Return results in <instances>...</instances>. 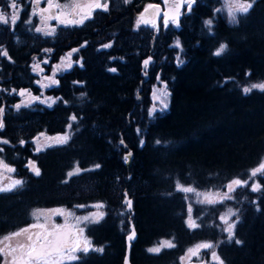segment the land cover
I'll return each mask as SVG.
<instances>
[{"label":"trees","instance_id":"1","mask_svg":"<svg viewBox=\"0 0 264 264\" xmlns=\"http://www.w3.org/2000/svg\"><path fill=\"white\" fill-rule=\"evenodd\" d=\"M220 2L197 0L191 13H183L179 28L162 27L155 35L146 26L134 29L143 0H130L127 5L120 0V6L111 5L108 13L97 11L86 27L59 32L54 41L60 50L89 42L73 56L75 60L83 58V67L74 64L71 70L59 73L58 87L44 90L46 95L63 98L51 108L36 102L17 112L11 108L14 100L6 102L11 105L7 106L6 127L0 137L11 143L0 145L5 149L2 155L17 169L14 175L26 183L21 190L0 194V238L32 223L35 209L103 202L110 214L87 232L96 246H104L103 254L84 257L78 253L81 260L63 264H122L130 212L123 218L118 212L127 189L133 199L131 218L137 233L131 247L132 264H178L186 248L201 240H223L216 250L225 264H264V191L251 193L241 188L233 193L234 200L223 205L197 206L207 211L204 227L193 231L184 224V194L167 196L177 180L196 189L222 190L232 178L246 179L248 171L264 157V92L242 93L250 82L264 79V0H256L238 25L216 13ZM7 4V0H0L3 11ZM19 16L14 32L11 23L0 25V44L12 57L11 61L0 57L6 90L30 84L25 75L28 70L21 63L46 42L25 23L24 10ZM213 17L209 33L203 21ZM14 33L20 42L15 41ZM174 36L184 49L180 66L177 48L170 47ZM109 41L111 48L97 51ZM219 43H226L228 50L215 57L212 53ZM148 54L154 61L145 76L142 60ZM112 67L117 72L108 71ZM245 73H250V78ZM157 74L167 84L169 107L149 116V93ZM73 81L83 84L74 85ZM30 88L39 94L40 88ZM72 114L78 120L69 143L34 154L33 137L41 132L63 133ZM21 138L27 141L23 147L19 145ZM120 138L127 149L120 145ZM141 140L145 141L142 147ZM128 150L133 153L129 166L123 162ZM28 158L36 160L41 176L25 169ZM77 162L81 169L96 163L102 167L69 179L66 174ZM66 179L69 182L62 183ZM256 179L264 185V176ZM251 200H257L260 211ZM227 205L240 209L235 230L240 245L229 243L225 233L209 226L219 223L218 215ZM162 238L177 246L159 254L146 251ZM203 254L208 260L209 253Z\"/></svg>","mask_w":264,"mask_h":264},{"label":"snow or ice","instance_id":"2","mask_svg":"<svg viewBox=\"0 0 264 264\" xmlns=\"http://www.w3.org/2000/svg\"><path fill=\"white\" fill-rule=\"evenodd\" d=\"M29 3L35 5L30 18L25 23L27 25H32V17L39 16L41 25L35 26L34 31L40 34L42 37H54L59 26L68 27H78L93 19L94 14L97 11L108 13L110 10V0H70L69 3L61 4L59 0H47L46 7H40L41 0H29ZM130 0H123V4L127 5ZM165 5H168L169 0H164ZM256 0H224L225 7L227 9L228 22L232 25H238L240 19H245L250 13L251 9L254 7ZM197 4V0H171V8L163 12V27L167 29L170 25L179 27L181 22V8L186 6L187 12L191 13L193 11L194 5ZM7 7L11 10L9 15L3 10H0V25L7 26L9 23L12 25L11 31H15V25L20 19L19 13L24 9L18 4L17 0H8ZM152 14L149 15V11ZM216 13H220L223 9H216ZM161 12L160 4H147L143 11H140L135 19L134 29L139 30L140 27L148 26L151 29H156L159 31V25L157 24V19ZM239 14V15H238ZM214 18L207 19L203 21V24L207 26V31L211 33ZM55 21V24H49V21ZM88 41H84L78 48H72L65 56L60 57V63L52 65L51 75H42L44 73V68L41 67L42 64L47 65L49 63V58L46 57L42 61H37L32 64V72L40 79H37L35 83L40 86V94H33L30 88L21 87L18 90L12 88L7 92L9 96L15 94L20 97L17 103L11 106L19 112L21 109H29L34 103L45 105L51 108L58 101L62 100V97L46 96L44 90L51 88L53 86H59L60 81L56 78L57 74L64 70H71L73 65H79L83 67V58L73 61L72 56L74 53H78L82 48L86 47ZM181 48V41L177 39L174 45L170 47ZM112 47V41L103 43L100 45L101 49H109ZM228 50V45L226 43H219L215 51L212 53L215 57H221ZM43 53L51 54L53 53L52 48H44L41 50ZM0 57H5L9 61L12 57L9 55L7 48L0 44ZM115 59V58H112ZM122 59V58H121ZM177 66L184 63L181 59L180 53L177 54ZM36 61V57H33ZM153 57L148 56L142 61L144 75H147V70L149 65L152 63ZM110 72H117L115 67L109 68ZM246 76L250 78V73H245ZM156 79L158 82L163 84L162 88H159L156 93H154L153 100L158 102L159 107H156L154 103L153 108L149 110V116L153 115L154 112H162L169 107V97L170 93L166 90V82L161 80L160 74H157ZM74 85H82V81H73ZM155 87V86H154ZM254 90H259L264 92V79L258 82H250L248 86L242 88V93L248 95ZM5 91V90H0ZM83 95V94H82ZM67 103V101H65ZM8 109L3 103H0V132H2L5 127V114ZM82 119V117H80ZM78 120L76 114H72L68 117L69 123L66 126V130L63 133H58L55 135H46L44 132L38 134V136L33 137L32 142L36 145L34 148V154L43 152L47 149L65 146L72 139V129L74 122ZM79 131V129H76ZM139 132V130H137ZM42 138V141H41ZM10 140L4 137H0V145H10ZM27 141L23 138L19 140V145L23 147ZM145 141L141 140V147L144 145ZM156 143L159 145L161 141L157 140ZM120 145L126 147L125 141L120 140ZM4 147L0 146V194L13 193L18 190L23 189L26 181L22 179H13L11 176L7 177V183L5 180V173L16 174L17 169L13 167L10 163L6 162V158L2 155L4 153ZM133 153L128 151L126 155L123 156V162L125 164L129 163ZM25 169L29 171L36 177L41 176V169L37 165L36 160L28 158L24 165ZM102 167L101 164L96 163L92 168L81 169L79 167V162H77L76 167L69 171L66 175L70 179L75 175H79L83 172H91L98 170ZM247 178H241L239 176L232 178L229 182L223 186V190H217L214 193H199L196 191L195 186H185L179 180L175 183V188L173 191L167 193L170 198L175 193H183V201L186 205V215L184 216V224L190 230H198L204 227L203 217L207 211L206 208L198 209L197 206L202 205H223L225 201H231L235 199L233 193L237 192L238 189L245 188L251 193H261L264 191V185L260 183L257 178L258 175L264 176V160L256 166L251 168L246 174ZM117 177V181H119ZM130 179V177H129ZM69 180L66 179L62 183H68ZM195 195V199L193 198ZM245 199H247L245 197ZM251 204L257 205L256 210L260 211L257 200L249 201ZM119 206L121 211L118 212L120 217H124L127 212L133 210V199L129 195V191L125 189L122 193V199L119 201ZM76 208L90 207L96 209L95 211H89L86 215H76L73 211L67 210L62 207L49 208V209H36L32 212V217L36 220L35 223L29 224L27 227L20 228L18 231L11 232L9 235H5L0 244V255L3 256V264H63L64 261H79L81 260V255L87 257L90 253H100L103 254L105 248L103 245L96 246L91 238L87 235L88 230L91 226H96L101 224L104 219L110 214L106 209V205L103 202L94 203L92 205H76ZM199 210L200 214L196 215ZM240 209L228 207L225 212L221 213L218 217L219 223L213 222L211 227H216L220 229L222 233L226 234L227 241L229 243L234 242L237 245L242 244V241L236 239V227L240 222L239 216ZM63 217L64 223H56L54 221L55 217ZM41 218L43 223L40 222ZM73 220L74 223H69ZM124 219H121V224H124ZM131 224V218L127 221ZM23 237V240L17 239L15 246L11 243H4L6 241H11L13 238ZM136 237V230L134 225L128 230V235L126 240L131 246V242ZM222 243L223 240L219 241H205L195 244L186 250L185 254L179 257L180 264H192V260L195 257L197 264H225V260L216 250ZM177 245L171 240H162L159 242L158 246L150 247L146 251L151 254H159L165 248H175ZM210 251V258L208 260L202 259V253ZM123 264H129V257L125 254L123 259Z\"/></svg>","mask_w":264,"mask_h":264},{"label":"rangeland","instance_id":"3","mask_svg":"<svg viewBox=\"0 0 264 264\" xmlns=\"http://www.w3.org/2000/svg\"><path fill=\"white\" fill-rule=\"evenodd\" d=\"M8 1V0H7ZM66 0H59V2L60 3H62V2H65ZM148 1H151V0H143V3L145 2H148ZM17 2H18V4H20L21 5V7L24 9V11H25V14H26V16H25V21H28L29 20V18H30V15H31V13H32V11H33V7H34V5L33 4H31V3H29V0H17ZM144 3V4H145ZM143 4V5H144ZM111 5H113L112 7H115V8H117V7H119L120 6V0H110V6ZM26 9V10H25ZM217 9H223V11L222 12H220L225 18H226V20L228 21V16H227V9H226V7H225V4H224V0H221V2H220V4L217 6ZM0 10H3V8H1L0 7ZM6 13H8L9 15L11 14V10L9 9V8H7V9H5L4 10ZM21 13V12H20ZM239 15V14H238ZM32 22H34L35 23V26H38V25H41V22H40V17L37 15V16H33L32 17ZM42 26V25H41ZM163 27V26H162ZM161 27V29H163ZM169 27H173L172 25H170ZM174 28V27H173ZM161 29H159V31L161 30ZM11 32V31H10ZM177 39H179L177 36H174V38H173V41H172V43H171V45H174V43H175V41L177 40ZM68 50V51H67ZM67 50H65V51H67V52H69L71 49H67ZM177 50H178V53H180V57H181V59H183L184 60V58H183V53H184V49H183V47H182V45H181V48H177ZM64 51V53L66 54L67 52H65ZM73 56H74V54H73ZM73 56H72V59H73ZM73 61H75V59H73ZM154 61V60H153ZM153 61H152V63H153ZM65 71V70H64ZM63 72V71H62ZM62 72H60V73H62ZM50 74H52V71L50 72ZM59 74V73H58ZM58 74H57V76H58ZM57 76H56V78H57ZM41 78V77H40ZM39 78V79H40ZM163 81V80H162ZM155 86V87H154ZM164 85L163 84H161L160 82H158L157 81V79H155V81H154V83L151 85V89H150V93H149V97H150V103H149V105L147 106V113H148V115H149V110L150 109H152L153 108V105H154V103L156 104V107L158 108L159 107V104H158V102H155L154 100H153V96H154V93H156L157 92V90L159 89V88H162ZM39 88H40V86H39ZM168 92H169V90H168V88L166 89ZM39 94H40V92H39ZM39 94H36V95H39ZM45 94V93H44ZM46 95V94H45ZM46 96H49V95H46ZM54 97V96H53ZM20 99V98H19ZM19 99H17V100H14V104L15 103H17L18 102V100ZM169 99H170V97H169ZM9 104V105H8ZM7 104V106H10L11 105V103H8ZM14 104H12V105H14ZM156 112H154L153 113V115L155 114ZM153 115H151V116H153ZM41 141H42V138H41ZM36 146V145H35ZM262 160H264V157H263V159ZM74 169V168H73ZM72 169V170H73ZM71 170V171H72ZM4 176H5V180H4V182L5 183H7L8 181H7V177L8 176H11L13 179H19V178H17L14 174H12V173H5L4 174ZM228 183V182H227ZM226 183V184H227ZM187 186H189V185H187ZM217 190H221V189H219V188H210V189H196V191L197 192H199V193H214L215 191H217ZM223 190V189H222ZM193 198L195 199L196 197H195V195L193 194ZM94 203H98V202H94ZM94 203H91V204H88V205H92V204H94ZM87 206V205H86ZM228 207H232V208H234L233 206H231V205H227L225 208H224V210L221 212V213H223V212H225L226 211V209L228 208ZM54 208H56V207H54ZM64 208V207H63ZM38 209H49V208H38ZM65 209H67V210H70V211H73L76 215H86L89 211H95L96 209H94V208H90V207H85V208H65ZM235 209V208H234ZM36 210V209H35ZM220 213V214H221ZM219 214V215H220ZM219 215H218V217H219ZM54 221L56 222V223H64V220H63V217H55L54 218ZM36 222V220L35 219H33V222L32 223H35ZM40 222L41 223H43V219L41 218V220H40ZM32 223H30V224H32ZM69 223H74V221L73 220H70L69 221ZM28 225H26V226H24V227H27ZM24 227H22V228H24ZM19 230V229H18ZM17 230V231H18ZM15 232V231H14ZM10 234V233H9ZM9 234H7V235H9ZM4 237V236H3ZM3 237H1L0 238V240H2L3 239ZM225 237H226V234H225ZM90 238V237H89ZM17 239H20V240H23V237H20V238H13V240H11V241H6V242H4V243H11L13 246H15V242H16V240ZM162 240H171V239H169V238H162V239H160V240H158L156 243H154L152 246H150V247H154V246H158V244H159V242L160 241H162ZM172 241V240H171ZM205 241H207V240H201V241H198V242H196V243H194V244H192L191 246H189V247H187L186 248V250L188 249V248H190V247H193L195 244H197V243H199V242H205ZM0 247H3V244H0ZM186 250L183 252V254H181L180 255V257L181 256H183L184 254H185V252H186ZM208 253H209V256H208V258L207 259H209L210 258V251H208ZM204 254L202 253V256H203ZM193 259H196L195 257L193 258ZM3 260H4V258H3V256H2V262L0 263V264H3ZM64 262H66V261H64ZM178 264H180V261H179V263Z\"/></svg>","mask_w":264,"mask_h":264},{"label":"flooded vegetation","instance_id":"4","mask_svg":"<svg viewBox=\"0 0 264 264\" xmlns=\"http://www.w3.org/2000/svg\"><path fill=\"white\" fill-rule=\"evenodd\" d=\"M69 2H70V0H66L65 2H62L61 4H65V3H69ZM46 4H47V0H41L40 7H43ZM34 7H35V5H34ZM19 15H20V13H19ZM88 23H89V21H86V23L84 25L78 26L76 28L86 27V25H88ZM49 24L54 25L55 21H51L50 20ZM32 26L35 27V23L34 22H32ZM70 28H72V27L65 28L64 26H59L57 28L56 35L54 37H44L45 41H46L45 43H43L44 46L43 47H38V49H34L33 52H31V54L29 55L28 60H26L23 63H21L28 70L25 73V75L27 76V78L29 80L28 81V83H30L29 85L11 87L10 89L6 90V87L4 85L5 78L3 76H0V90H5V91H0V103H3L6 106V108H7V103H6L7 101L9 102L10 100H17V99L20 98V97L16 96L15 94H13L12 96H9L7 94V92L10 91L12 88H16L17 90L19 88H21V87L30 88V86H35V87L39 88V85H37L35 83V81L37 79H39L40 76H37L35 73L32 72V68H31L32 64L37 62V61H42L43 59L48 57L49 58V63L47 65H44V64L41 65V67L44 68V73H42V75H51L50 72L53 71L52 65L60 63L61 62L60 61V57L66 55L64 53L65 49H63V50L61 49L60 50V46L56 44L54 39L58 38L57 35L59 34V32L61 30L64 31V32H67V30L70 29ZM13 37H15L14 39H15L16 42H20L21 41V39L19 38L17 33H14ZM44 48H52L53 49V53H51V54L43 53L41 50L44 49ZM67 51H65V52H67ZM34 56L36 57V61L33 60ZM7 78H10V77H7ZM202 259L206 260L204 258H202ZM194 260H196V259H194Z\"/></svg>","mask_w":264,"mask_h":264},{"label":"water","instance_id":"5","mask_svg":"<svg viewBox=\"0 0 264 264\" xmlns=\"http://www.w3.org/2000/svg\"><path fill=\"white\" fill-rule=\"evenodd\" d=\"M149 3L160 4V6H161V12H160V15H159L158 17H156V19H157V24L159 25V29H160L161 25L163 26V20H162L163 12H164L165 10H169V9L171 8V0H169L168 5H165L164 0H151V1H148V2H146V3L142 6V8L140 9V11H143L144 7H145L147 4H149ZM46 6H47V4L44 5L43 7H46ZM140 11H139V12H140ZM152 11H153V10H150V11H149V15L152 14ZM186 11H187L186 6H184V7L181 8V12H182V13H183V12H186ZM139 12H138V13H139ZM138 13L136 14V17H137V15H138ZM181 17H182V16H181ZM180 25H181V24H180ZM180 25H179V27H180ZM142 26H143V25H142ZM172 26H173V25H172ZM146 27H148V26H146ZM173 27H174V28H179V27H176V26H173ZM149 28H150V27H149ZM153 32H154V35H155V34L157 33V30H156V29H153ZM148 56H152V55H151V54L146 55V56L143 58V60L146 59ZM143 60H142V61H143ZM149 66H150V65H149ZM148 69H149V67H148ZM141 73L144 74L143 64H142V70H141ZM139 99H140V97H139ZM121 139H122V138H120V140H121ZM120 140H119V143H120ZM125 145H126V147L123 146V148H124V149H127V148H128V145H127L126 143H125ZM128 151H131V150H128ZM128 151H127V152H128ZM127 152L125 153V155L127 154ZM131 152H132V151H131ZM131 161H132V157H131L129 163H127L126 165L129 166L130 163H131ZM132 214H133V210L130 212V215H129L128 218H131ZM133 225H134V223H133L132 218H131V224H129V229H130V227L133 226ZM134 227H135V226H134ZM135 230H136V229H135ZM127 235H128V232H127V234H126V236H125V249H124L123 259H124L125 254H127L128 257H129V264H132V262H131V247H132V243H133V241L136 239V237H135V239L131 242V246L129 247V244H128L127 240H126ZM136 236H137V233H136ZM123 259H122V264H123ZM192 264H197V261L193 259V260H192Z\"/></svg>","mask_w":264,"mask_h":264}]
</instances>
